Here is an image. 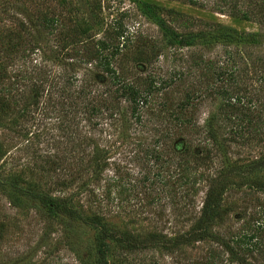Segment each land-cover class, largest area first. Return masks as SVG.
<instances>
[{"label":"rangeland","instance_id":"374dc122","mask_svg":"<svg viewBox=\"0 0 264 264\" xmlns=\"http://www.w3.org/2000/svg\"><path fill=\"white\" fill-rule=\"evenodd\" d=\"M233 1L243 9H246L244 4H248V0H18L17 3L16 0H0V102L5 100L10 107L7 116L0 115V264H82L95 258L92 229L78 223L63 225L62 220L69 219L49 211L26 191L63 198L73 195L75 205L80 206L85 215L95 213L114 229L134 236L171 237L191 227L200 216L208 180L215 177L226 162L207 138L205 122L214 117L225 139L233 136L235 126L224 118L233 109L229 108L232 102L221 95L220 84L213 86L214 77L208 78L201 69L195 70L200 58L211 63L223 62L225 50H231L228 62L233 63L225 68L229 71L232 67L236 71L223 88L233 99L240 97L243 101L235 111L242 124L236 129L243 130L248 121L254 122L250 125L252 131H244L243 140L227 144V163L240 166L264 156V82L259 80L262 74L249 63V60L257 62L264 58V25L229 15ZM141 4L152 7L151 16L142 12ZM46 8L70 17L71 24L67 21L63 31L75 34L76 24L82 31L79 42H87V46H92L105 32L110 33L117 24L122 26L131 44L124 51L125 57L121 53V57L113 60V66L121 74L123 71L128 81L140 83L149 77L168 81L170 86L152 95L150 101L157 112L159 103L165 105L160 115L164 116V128L173 130L170 112L175 104L186 96L191 99L200 94L198 99L190 100L195 106L191 105L185 114L194 123L195 131L174 128L176 137L163 146L169 163L160 171L161 179L171 185L176 182L174 187L167 189L155 180L153 174L160 169H155L144 158L143 149L153 143L152 136L156 138L151 131L153 124L146 121V113H143L142 125L123 124L106 116L86 119L81 115L77 120V135L69 142L62 137L58 126L63 115L59 114V108L44 104L28 118L20 116L16 109L18 71L35 75L37 69L47 70L52 63L41 53L38 59L35 55L29 59L16 57L21 44L28 46L16 43V36L21 33L16 23L25 21L27 14ZM157 20L173 34L197 32L206 29L204 23H209L259 37L254 46L233 42L213 47H185L170 43L172 35L161 30ZM44 36L42 32L41 37ZM55 45V40L49 39L47 46ZM139 55L148 59L150 65L138 62ZM239 56L248 63L241 62ZM51 68L60 69L57 65ZM88 69L80 63L79 77L103 93L107 85L94 80L95 77L92 80ZM253 106L257 107L255 115L250 113ZM47 107L52 109L51 113ZM170 108L172 110L166 112ZM33 116L36 120L32 122ZM186 140L190 151L202 149L197 155L205 151L206 160L192 157V152L182 154L181 142ZM95 152L102 153L105 165L101 175L92 179L91 169L85 168ZM71 157L77 159L71 168L56 166V159ZM78 162L81 164L76 165ZM83 164L84 170L77 168ZM181 172L188 178L185 176L187 182L180 186L176 176ZM71 174L81 175L69 187L63 185L62 182H69ZM231 179L235 182L233 177ZM225 202L227 216L221 225L213 227V234L224 240L247 238L256 233L264 237L261 229L264 225L263 192L234 183L226 193ZM68 232L70 239L65 238ZM109 259L111 264H206L210 261L211 264H233L228 261L223 247L211 240L183 246L172 253L156 249L125 253L115 249Z\"/></svg>","mask_w":264,"mask_h":264},{"label":"trees","instance_id":"16d2710c","mask_svg":"<svg viewBox=\"0 0 264 264\" xmlns=\"http://www.w3.org/2000/svg\"><path fill=\"white\" fill-rule=\"evenodd\" d=\"M233 3L234 1L230 3L229 15L240 17L245 21H253L260 26L264 25V0H248V4H244L246 9L240 8V6H237V3ZM58 5L61 6V3H58ZM141 8L144 9L142 12L145 15L151 16V12L149 11L150 9L152 10L151 6L141 4ZM31 17H37V19ZM69 20L70 17L67 18L61 12H52V10L46 8L39 12L27 14L25 21H17L16 26H19L21 33L16 36V43L22 42L28 46L21 44L16 52V57L29 59L32 55H35L38 59L41 53L44 57H48V61L52 63L50 67H56L57 65L60 68L59 71H54L50 67L47 70L44 69L45 71L41 70V68H36L38 72L35 75L33 73L24 75L18 71L19 75L16 77L15 83L16 109L18 113L22 118L26 119L41 105L48 104V107L50 106L52 109L59 108V114L63 113V115L61 117L62 121H60L58 126L61 127L62 137L68 142L69 139L73 141L75 135H77V120L81 115H85L86 119L106 116V119L122 121L123 124L134 123L142 125L143 116H145L143 113H146L148 117L146 121L153 124L151 131L156 138L153 139L152 136L153 143L143 149L144 158L148 162H151L155 169H160L155 172L156 174L154 173L155 175L153 174L155 180L157 179L167 189L174 187L176 182H173L171 185L168 180L162 181L161 179L162 173L160 171L164 169L163 166L165 164L169 163L165 159L163 146H166L170 138L176 137L177 133H175V129L177 131L181 129L184 131H195L194 123L192 124L191 120L187 119L185 114L190 111L189 108L191 105L193 107L195 106V104H190V100L198 99L200 94H195L194 98L191 99L189 96H186L185 100L175 104L172 113L170 112L172 124L174 123L173 130L170 131L169 127L164 128L165 125L162 124L164 116L160 117V115L163 113L161 107L165 105L162 102L159 103L158 105L161 110L159 109V112H157L152 108L150 101L152 95L163 92L170 86L168 81L163 78L158 80L156 77L145 78L140 83L128 81L122 75L123 71L121 70V74L113 66V60L115 61L116 58L122 55L125 57V52L131 44V41H128V37L126 38L124 36L125 31H123L122 26L117 24L110 33L105 32L101 38L92 43V46H87V42H79L82 31L76 24V28L74 29L75 34L70 31H63L66 22ZM157 24L168 36L171 37L172 35V40L169 41L170 43L185 47L198 45L213 47L215 45H224L233 42L240 46H254L259 37L257 34L240 33L231 27L221 24L204 23L206 29H199L197 32L184 34L171 33L167 26L158 20ZM192 25L195 26V23L192 22ZM42 32L45 33L44 38L41 37ZM34 33L36 36H31ZM38 34L39 36L37 37ZM51 38L55 40L56 47L47 46ZM60 43L61 45L59 46ZM68 47H70V50ZM226 50L224 52L225 60L223 62L211 63L200 58L199 62L195 64V70L201 69V71H204V74H208V78L214 77L211 82L213 86L217 83L220 84L221 95L229 102H232L229 108H232L233 111L230 112L229 116H224V118L231 122L232 125L235 124V126L233 127V136L225 139L222 136L220 124L216 122L214 117H210L205 122L207 138L211 141L214 150L219 152V156L225 158L226 162L223 163L224 166H222L215 177L208 180L200 216L197 217L196 221L192 223L186 232L171 237H166L162 234H150L146 237L134 236L130 233L120 232L114 229L101 216L95 213H91V216L85 215L81 211V207L75 205L73 195L63 198L48 196L35 191H26V193L33 195L34 198L40 201L43 206L47 207L49 211L58 213L69 219L62 220L63 225H68V222H70L68 226L78 223L79 226L88 227L93 230L92 242L95 258L89 263L82 261V264H111L109 257L114 253L115 249L125 253L154 249L172 253L180 249V247L190 246L207 240L214 241L222 246L230 263L264 264V261L260 260L264 259L263 236L260 237L256 233L247 238L243 236V238L234 237L229 240H224L212 232L215 225H221L225 221L223 220L227 216L225 196L231 185H234V183L237 185L239 183V185H247L250 189L264 193V156L253 160L249 164L240 166L229 165L227 163V144L243 140L241 138H243L244 131H252L250 125L253 121H248V125L243 130L241 129L239 131V129H236V127H241L242 124L238 119L239 115L235 111L239 110L238 107L243 105V101L240 97L233 99L230 93L223 88L225 87V83H228L232 78L234 71H236L232 67L229 71H226L225 67L233 63L228 62L231 50ZM239 59L241 62H245L243 61V57L239 56ZM137 60L143 65L149 64V60L143 59L141 55L139 57L137 56ZM249 61L250 65L254 68L256 67L255 71L262 74L259 76V80L264 82V58L258 59L257 62L255 60ZM80 63L87 67V69L89 68L87 71L91 75L92 80L95 77L94 80H99L102 84L107 85L103 93H100L96 87L86 83V80L79 77L78 68L80 67ZM96 84L99 83L97 82ZM213 86L211 87L214 88ZM44 95H46L44 98L45 101L42 103L41 99ZM9 109L10 107L6 104L5 100L0 102V115L2 117L9 114ZM52 109L48 108V113H51ZM171 110L172 108L166 110V112ZM256 110L257 107L253 106L251 111H249L252 115H255ZM256 117L258 120L261 118L259 110ZM191 119H193V115ZM35 120L36 117L33 116L31 121L33 122ZM181 143L183 145L182 154L192 152L189 150L191 146L187 144V140ZM201 151L202 149L194 150L191 153L192 157H197L200 161L206 160L207 157L205 156L208 155L204 154L205 151L201 155H197ZM91 159L87 161L85 169H91L92 175L90 177L93 179L101 175L105 162L103 163V155L101 152H95ZM76 160L75 157L65 160L60 158L56 159L55 162L57 167L67 165L71 168L72 163ZM55 162L53 161L52 163ZM80 164L81 162L76 163V165ZM77 168L84 170V164ZM80 175L71 174L69 177L70 183L62 182V184L69 187ZM185 176L188 178L184 172L177 174L176 181L178 178L180 186L187 182ZM231 177L235 179V182L232 179L230 180ZM151 183L153 184V182ZM65 229L69 231L68 227ZM261 229L264 232V225H262ZM70 235V232H68L65 238L70 239ZM241 252L244 253L242 254ZM206 264H211V261Z\"/></svg>","mask_w":264,"mask_h":264}]
</instances>
